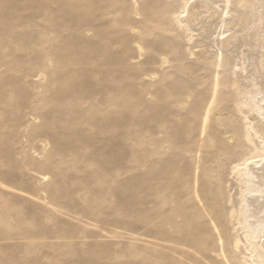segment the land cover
Listing matches in <instances>:
<instances>
[{
    "label": "rangeland",
    "instance_id": "obj_1",
    "mask_svg": "<svg viewBox=\"0 0 264 264\" xmlns=\"http://www.w3.org/2000/svg\"><path fill=\"white\" fill-rule=\"evenodd\" d=\"M0 264H264V0H0Z\"/></svg>",
    "mask_w": 264,
    "mask_h": 264
},
{
    "label": "bare ground",
    "instance_id": "obj_2",
    "mask_svg": "<svg viewBox=\"0 0 264 264\" xmlns=\"http://www.w3.org/2000/svg\"><path fill=\"white\" fill-rule=\"evenodd\" d=\"M163 61V60H162ZM217 62V61H216ZM216 66V65H215ZM217 114V113H216ZM213 115V114H212ZM233 136V135H232ZM228 138V137H227ZM227 246V245H226Z\"/></svg>",
    "mask_w": 264,
    "mask_h": 264
}]
</instances>
